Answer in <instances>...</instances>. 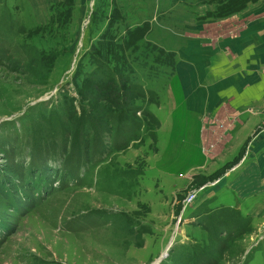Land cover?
Wrapping results in <instances>:
<instances>
[{"label":"rangeland","instance_id":"1","mask_svg":"<svg viewBox=\"0 0 264 264\" xmlns=\"http://www.w3.org/2000/svg\"><path fill=\"white\" fill-rule=\"evenodd\" d=\"M226 1L186 6L183 35L264 19ZM111 2L0 0V264H264V182L238 180L264 105L190 113L170 78L109 83L92 44Z\"/></svg>","mask_w":264,"mask_h":264},{"label":"crops","instance_id":"2","mask_svg":"<svg viewBox=\"0 0 264 264\" xmlns=\"http://www.w3.org/2000/svg\"><path fill=\"white\" fill-rule=\"evenodd\" d=\"M241 22L233 33H223V27L212 29L217 33L204 35L206 42L187 36L170 45L175 60L170 76L174 85L169 91L178 92L184 111L214 114L220 108L235 107L240 113L248 108L256 112L264 105V19ZM188 24L199 33L203 29ZM254 144L264 154V133ZM238 180L246 192L264 182V158L244 168Z\"/></svg>","mask_w":264,"mask_h":264},{"label":"trees","instance_id":"3","mask_svg":"<svg viewBox=\"0 0 264 264\" xmlns=\"http://www.w3.org/2000/svg\"><path fill=\"white\" fill-rule=\"evenodd\" d=\"M128 1L112 0L107 21L94 39L92 51L99 72L109 83L115 77L130 83L143 76L168 80L173 74L175 51L153 39V27L175 33L184 41L188 37L180 26L190 17L186 6L210 0H134L138 11L132 14L126 9ZM240 4L241 0L222 2L219 13L235 10ZM174 23L178 29L173 28Z\"/></svg>","mask_w":264,"mask_h":264},{"label":"built area","instance_id":"4","mask_svg":"<svg viewBox=\"0 0 264 264\" xmlns=\"http://www.w3.org/2000/svg\"><path fill=\"white\" fill-rule=\"evenodd\" d=\"M192 195H193V194L188 193V194L186 195V198H185V199L190 198Z\"/></svg>","mask_w":264,"mask_h":264},{"label":"water","instance_id":"5","mask_svg":"<svg viewBox=\"0 0 264 264\" xmlns=\"http://www.w3.org/2000/svg\"><path fill=\"white\" fill-rule=\"evenodd\" d=\"M168 245H169V244H168ZM161 255H162V254H161ZM161 255H160V256H161ZM160 256H159V257H160ZM159 257L156 258V260H154L153 263H155V261L159 260ZM153 263L151 262V264H153Z\"/></svg>","mask_w":264,"mask_h":264}]
</instances>
